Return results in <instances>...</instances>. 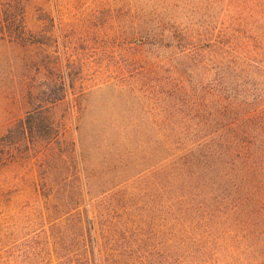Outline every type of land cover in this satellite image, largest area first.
I'll return each mask as SVG.
<instances>
[{"label": "rangeland", "instance_id": "obj_1", "mask_svg": "<svg viewBox=\"0 0 264 264\" xmlns=\"http://www.w3.org/2000/svg\"><path fill=\"white\" fill-rule=\"evenodd\" d=\"M17 5L22 16H6ZM147 5L0 0V264H83L89 241L68 226L65 206L66 197L80 193L86 200L115 194L125 206L118 208L133 212L126 264H180L175 212H167L153 173L161 154L148 93L164 57L141 32ZM42 91L62 99L41 102ZM38 105L51 109L63 143L64 156L54 164L46 160L47 146L35 151L21 142L22 134L9 133ZM44 179L57 185L44 188ZM48 194L58 198L48 200ZM242 251L220 257L244 259Z\"/></svg>", "mask_w": 264, "mask_h": 264}, {"label": "trees", "instance_id": "obj_2", "mask_svg": "<svg viewBox=\"0 0 264 264\" xmlns=\"http://www.w3.org/2000/svg\"><path fill=\"white\" fill-rule=\"evenodd\" d=\"M11 12L23 14L19 5L6 16ZM146 13L141 32L164 57L148 93L161 154L153 173L167 212H175L179 263L264 264V0H148ZM37 98L52 105L62 99L47 91ZM50 111L38 105L9 133L22 134L35 151L47 146L54 164L64 153ZM65 206L68 226L89 241L83 264H126L133 212L121 210L115 194H71ZM238 247L244 259L220 257Z\"/></svg>", "mask_w": 264, "mask_h": 264}]
</instances>
